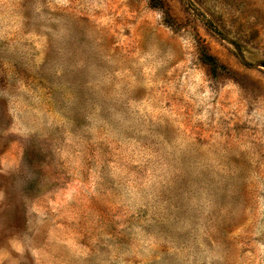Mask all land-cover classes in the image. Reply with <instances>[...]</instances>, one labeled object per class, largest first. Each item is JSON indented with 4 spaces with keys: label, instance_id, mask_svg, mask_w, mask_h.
Wrapping results in <instances>:
<instances>
[{
    "label": "rangeland",
    "instance_id": "1",
    "mask_svg": "<svg viewBox=\"0 0 264 264\" xmlns=\"http://www.w3.org/2000/svg\"><path fill=\"white\" fill-rule=\"evenodd\" d=\"M0 264H264V0H0Z\"/></svg>",
    "mask_w": 264,
    "mask_h": 264
}]
</instances>
